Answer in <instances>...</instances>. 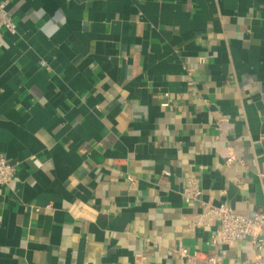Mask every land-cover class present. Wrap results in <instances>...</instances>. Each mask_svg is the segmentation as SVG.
<instances>
[{"label":"crops","instance_id":"1","mask_svg":"<svg viewBox=\"0 0 264 264\" xmlns=\"http://www.w3.org/2000/svg\"><path fill=\"white\" fill-rule=\"evenodd\" d=\"M7 4L0 154L17 169L0 184V264L264 256L188 224L201 201L264 210V0Z\"/></svg>","mask_w":264,"mask_h":264},{"label":"built area","instance_id":"2","mask_svg":"<svg viewBox=\"0 0 264 264\" xmlns=\"http://www.w3.org/2000/svg\"><path fill=\"white\" fill-rule=\"evenodd\" d=\"M9 0L0 2V42L4 31L10 33L16 32V22L14 15L8 8ZM44 63V61H42ZM161 100L162 105L169 104L167 93ZM233 156L228 155L227 162L232 161ZM17 169L16 162L8 160L3 154H0V184L7 187L12 186L15 179ZM202 190L198 186L194 178L187 180L183 188V198L187 202L199 201L201 199ZM50 206L49 204L47 205ZM188 224L194 228L195 226H212L214 227L213 241L232 242L250 236L251 242L259 247L264 245V210L253 215L237 213L226 202L213 204L201 201V210L197 212ZM181 252L186 253L185 248H181ZM195 253V252H194ZM211 262H215L214 257L207 258ZM253 264H264V256L258 255L254 259Z\"/></svg>","mask_w":264,"mask_h":264}]
</instances>
